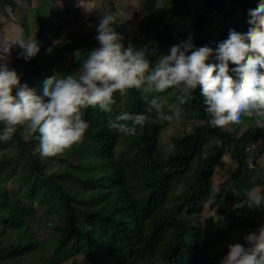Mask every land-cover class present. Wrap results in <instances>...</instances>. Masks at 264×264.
Instances as JSON below:
<instances>
[{"label":"trees","instance_id":"trees-1","mask_svg":"<svg viewBox=\"0 0 264 264\" xmlns=\"http://www.w3.org/2000/svg\"><path fill=\"white\" fill-rule=\"evenodd\" d=\"M144 2L149 8L156 0ZM189 3L190 0H173L168 9L142 20L139 27L146 34L145 46L157 53L149 59L164 49L168 34L179 19L185 21L176 30V44L191 38L197 47L207 45L214 49L218 42L228 38L230 30L246 32L248 10L257 7L258 0H198L188 18L185 16ZM7 5L13 10L17 7L15 0H0L1 7ZM54 11L59 12V7ZM116 11L111 6L110 12ZM36 16L40 52L31 60L18 59L11 67L19 74L22 85L27 84L42 95L47 78L79 71L91 51L82 46L94 42L95 35L71 34L67 43L55 42L52 47L51 29L39 22V12ZM27 17L23 16L24 30L29 27ZM115 28L126 48L125 28L119 19ZM53 53L69 57L68 65L57 68ZM209 62H215L214 57ZM152 95L131 89L123 96L114 94L116 103L111 113L98 106L84 109L89 129L79 143L56 157L41 159L36 152L38 133L29 135L23 128L10 140L0 141V264H46L33 256L36 238L30 222L35 202L58 218L54 226L58 233L55 258L69 249L72 256H82L88 264H221L222 258L212 253L213 245L201 236L194 220L203 215L206 204L216 213L234 218V206L248 198L249 182L255 181L261 187L259 194L264 195V178L255 174L264 154L260 118L242 116L249 124L242 134L225 127H211L204 98L196 90L193 99L181 106L182 114L195 116L204 123L183 136L171 137L172 151L167 153L161 138L168 122L164 115L168 112H147L145 97L151 99ZM174 100L175 94L170 96V102ZM122 111L149 117L143 127L137 126L135 136L108 128V120ZM3 127L0 123V132ZM260 140L262 146L253 157L249 148ZM225 156L236 167L215 194L214 174ZM53 161L64 167L45 177L44 171ZM194 161L198 165L193 182L179 194L175 183L189 174ZM9 181L20 186L8 188ZM233 224L224 230L220 240L230 237ZM224 252L228 253V246Z\"/></svg>","mask_w":264,"mask_h":264},{"label":"clouds","instance_id":"clouds-1","mask_svg":"<svg viewBox=\"0 0 264 264\" xmlns=\"http://www.w3.org/2000/svg\"><path fill=\"white\" fill-rule=\"evenodd\" d=\"M82 5L83 0H78L77 6ZM121 15L119 11L100 15L95 25L99 47L88 53L78 72L47 78L42 95L22 85L8 62L0 63V123L4 125L0 141L10 140L23 128L26 134L38 133L36 152L41 159L62 155L79 143L90 127L84 119V109L98 106L111 113L116 103L114 94L123 96L131 89L153 93L151 99L145 97L147 112L162 114L167 109L170 114L164 119L169 122L182 119L181 106L193 99L196 90L204 98L211 127L239 124L242 116L255 115L264 120V0H258L257 7L248 10L246 32L230 30L228 38L214 49L197 47L191 38L180 41L170 47L169 54L159 55L154 64L149 56L157 53L148 46L129 44L125 48L115 28ZM14 45L19 46L24 60L40 52L36 39L18 37L0 48V54L10 55ZM213 57L215 62H209ZM173 94L175 100L170 103ZM148 119L143 113L122 111L108 120V128L135 136L137 126L143 127ZM62 167L53 161L44 176H52ZM247 205L264 207V195L250 191ZM244 240L246 244L228 245L221 264H264V225L245 235Z\"/></svg>","mask_w":264,"mask_h":264},{"label":"rangeland","instance_id":"rangeland-1","mask_svg":"<svg viewBox=\"0 0 264 264\" xmlns=\"http://www.w3.org/2000/svg\"><path fill=\"white\" fill-rule=\"evenodd\" d=\"M55 0H36L35 9L29 10L28 14V24H33L29 29L24 30L22 38L27 40L28 38L36 39L38 38V27H37V14L42 17V21L46 25L47 30L51 29V35L54 37V47L56 43H67L69 41V35L73 34L75 36H83L87 34H94V42L89 43L87 46H82L83 50L94 49L99 47V42L95 39L97 32L95 30V25L99 22L100 15L110 12L111 6H115L117 11L121 12L122 15L119 17V21L125 28L124 32V43L126 48L129 44L141 48L145 46L146 34L143 33L139 27L142 20L149 15H158L163 10L168 9L172 6L173 0H156V2L147 8L144 0H83L82 7L77 6L78 0H75V7L70 5L72 9L69 12H74V15L65 14L63 10L55 12ZM63 1V6L66 7L68 0H58ZM198 0H190L189 8L185 17L192 16L194 9L196 8ZM46 2V3H45ZM48 3V4H47ZM41 4V5H40ZM68 5V4H67ZM63 7V9H64ZM26 11V7L24 8ZM24 12L19 13V26H22ZM185 19L177 20L171 32H169V40L164 47V49L154 57L152 60L153 64L158 59L159 55L169 54V49L172 45L176 44L177 41V28L180 27ZM24 29V28H23ZM6 43V45L11 44ZM4 46V45H3ZM2 46V47H3ZM52 50V49H51ZM21 49L18 45H14L11 50L10 55L0 54V63L8 62L11 67L17 62L20 57ZM48 53V52H47ZM46 56V53H42ZM55 59V65L57 68L62 66H67L70 58H66L65 55L57 56L55 53L51 55ZM85 60V59H84ZM82 66V65H81ZM81 66L79 70L81 69ZM170 102V101H169ZM171 103V102H170ZM170 114V113H167ZM255 116V115H253ZM256 118H260L255 116ZM204 122L197 119L195 116L184 117L182 114V119L179 121L173 120L172 122H167L166 127L162 132L161 143L165 152L170 153L172 151L171 137L183 136L185 133L192 132L194 127L203 124ZM249 124L246 120L241 119L239 124H229L225 126L226 129L230 131H237V133H244ZM258 127L264 131V120L260 118L258 121ZM262 146V140L257 142L255 145L249 148L250 154L255 157L258 155V151ZM7 152V151H6ZM258 164L260 168L255 170V174L262 180L264 178V154L259 159ZM198 165V161H194L192 169L188 175L184 178L177 180L175 183V190L177 193L183 192L187 189L193 182V175ZM235 165L230 161L228 156H225L222 163L217 167L214 174V185L213 192L218 194L221 190L223 183L227 180L230 174L233 173ZM251 168L252 165H251ZM263 171H262V169ZM255 181L249 182L247 185V194L255 190L257 193L260 192L261 187L254 184ZM7 187L11 188L13 186L19 187L20 183L7 182ZM248 196V195H247ZM248 198L245 199L242 204L243 207L236 208L234 218L227 215H222L216 213L212 210L209 204L205 205V211L202 216L195 218L194 222L197 227H200L201 236L206 238L209 243L213 245L212 253L219 254L223 259L227 255L225 251L226 246L229 244H234L240 242L246 244L244 236L256 231L261 225H264V207L261 208H249L247 205ZM34 204V212L31 216V230L34 237L36 238V246L34 253V258L41 260L46 264H88L82 256H72L69 249L62 255H55L54 257V245L58 233L55 231L54 226L58 222V218L52 216L46 212V207L38 204ZM234 223V227L231 230L230 237L225 238V240H220L224 236L226 228ZM66 259H61V258ZM221 259V260H222ZM31 258L29 259V262Z\"/></svg>","mask_w":264,"mask_h":264},{"label":"crops","instance_id":"crops-1","mask_svg":"<svg viewBox=\"0 0 264 264\" xmlns=\"http://www.w3.org/2000/svg\"><path fill=\"white\" fill-rule=\"evenodd\" d=\"M15 2L17 4L15 10H13V8L9 5L5 6L4 8L0 6V21L2 22V26L0 27V48H2L3 45L5 46L6 43L13 42L18 37L22 38L24 29L23 22L22 26H19V13L24 12V15L28 16V11L31 10V8L35 9L36 0L29 1L30 4L28 0H15ZM54 2L55 4H57L55 6L59 7L60 10L70 11V9H72L71 7H69L70 5H73L75 7V0H68V2L65 3L66 7L63 6V1L55 0ZM25 7L26 11L24 10ZM30 26H33V24H29L28 29L30 28Z\"/></svg>","mask_w":264,"mask_h":264}]
</instances>
